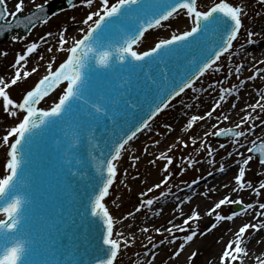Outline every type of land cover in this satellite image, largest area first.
Here are the masks:
<instances>
[{
  "label": "snow or ice",
  "instance_id": "obj_1",
  "mask_svg": "<svg viewBox=\"0 0 264 264\" xmlns=\"http://www.w3.org/2000/svg\"><path fill=\"white\" fill-rule=\"evenodd\" d=\"M51 2L28 0L33 7L26 12V0H16L12 10H9L8 0H0V37L8 34L12 44H20L23 49L16 53L10 64V73L0 75V111L12 121L4 129V135L0 136V144L7 146V161L0 172V238L3 239L0 264H37L32 256L38 241L29 225L34 193L26 186L23 174L31 160L34 139L57 126L61 127L63 135L55 140V151L65 166L67 177L72 181L85 182L87 206L84 211L91 224L99 223L101 232L99 242L90 246L91 250L86 249L81 253L77 246L69 245L61 251L65 259L40 264H119L118 257L138 240L131 231L133 225L130 218L145 209H153L169 197L177 200L174 211L178 213L177 218H183L182 224L169 219V226L154 227V232L161 238L156 241L152 235L145 237V264H155L162 246H172L167 259L172 264H179V258L196 239L212 233L222 222H235L245 217L246 222L235 228L229 227L231 236L226 242L223 236L219 238L217 243L223 242V246L208 264H264V235L258 237V234L264 233V170L256 171L255 181L249 176L253 172V164L264 169V90L257 87L250 94L255 96L254 102L245 103L236 113L239 118L234 123L230 114H222V119L221 115H216V123L211 124L210 130L205 128L199 137L192 134L194 128L199 126L198 122L207 123L213 119L222 103L231 97L239 98L241 89L249 82L264 81V59L253 56L249 64L240 61L233 68H226L225 64L220 63L222 59L231 61L233 57L243 54L236 50V44L243 50L259 42L254 37L260 33L247 29L245 25L249 12L244 0H211L210 3L208 0H65V6L49 11ZM206 3L207 7L204 6ZM258 3L264 8V0H258ZM80 7L88 11L79 22L77 34L71 36L70 40L69 29L63 27L55 37V43L50 39L53 37L50 30L38 39H28L37 28L46 27L61 12ZM255 15L260 16L261 12L255 11ZM180 16L187 20V30L176 29L166 38L158 39L147 50L140 49L146 33L171 28V21ZM71 19L76 20V17ZM16 28L26 30L25 34H17ZM210 30L218 36L215 49L205 51L199 63L190 61V64L196 63L194 70L169 72L166 57L180 56L186 48L198 46L197 37ZM242 34L246 35L247 40L239 43ZM44 46H47L46 51L50 54L47 58L41 53ZM8 55V50H0V58L6 59ZM58 55H62L59 62ZM156 64L164 66V75L160 80L151 75L152 67ZM141 72L148 77L153 94L163 95L159 103L151 108L147 118H140L126 128L128 121L124 116L135 119V110L140 106V101L128 100L126 108L121 110L118 100H111L95 87V79L105 77L115 80L119 88L127 90L133 86V77ZM221 72H224L223 79L213 80L205 88L196 87L197 82L203 83L202 78ZM244 72L251 74L243 77ZM232 77L237 78L238 83L225 86V81ZM29 80L32 83L22 95H13L14 89L27 84ZM189 90L194 94L211 90L219 95L203 115L189 116L185 112L189 118L183 131L189 134L188 139L178 137L158 154L149 153L148 145L143 147L142 152L152 157L148 160L150 165L155 167L162 162V179L139 193L142 199L134 211L119 219L114 217L108 198L118 177L128 175V169L122 171L120 168L122 160L127 156L132 161L130 166L136 168L141 156L135 154L133 142L141 134L152 133L153 121L165 110L174 107L173 101L177 98L186 109L196 107L192 103L185 104L183 96ZM123 94L127 95V91ZM193 99L200 101L201 97L195 95ZM231 108L236 109L237 104L232 103ZM81 112L86 121L79 118ZM101 121L105 123L103 129H100ZM225 122L231 126H221ZM162 127L166 133L175 131L171 124ZM208 137H224L226 142L213 147ZM161 143L160 139H156L151 146ZM190 147L195 155L186 154L180 158L174 155L176 150L183 151ZM85 150L90 158L89 167L94 164L92 172L84 169ZM96 150L99 151L94 154ZM221 150L226 151L221 156L223 162L217 168V156ZM202 154L203 159L200 158ZM177 159L179 164L175 163ZM201 164H208L220 174L235 169L231 180L222 185L227 192L203 212L214 221L203 230L199 227L203 218L199 206L190 208L189 212L184 211V206L193 200V196L181 199L171 185L174 167L179 168L183 175ZM138 175L132 179H137ZM207 175L214 173L209 171ZM201 179L205 177L182 183L192 189L193 185H199ZM119 182L124 183L123 180ZM176 187L183 191L179 185ZM215 191V188L208 189L202 195L209 197L210 192ZM242 194H247L251 199L246 200ZM111 203L115 204V201ZM162 211L161 208L160 213ZM160 213L154 212L153 215ZM125 221L129 223L125 224ZM118 224L128 231L117 229ZM152 230L147 226L138 229L140 233ZM253 239L256 240V250L250 247ZM78 255H88L90 259H78ZM197 261L198 251H191L186 257V264H196ZM136 264L140 262L137 260Z\"/></svg>",
  "mask_w": 264,
  "mask_h": 264
},
{
  "label": "rangeland",
  "instance_id": "obj_2",
  "mask_svg": "<svg viewBox=\"0 0 264 264\" xmlns=\"http://www.w3.org/2000/svg\"><path fill=\"white\" fill-rule=\"evenodd\" d=\"M16 0H8L10 10L13 9V6L15 4ZM211 0H208V3H210ZM244 2L248 5V8L246 9L249 12V18L245 20V25L247 29L253 30L256 32H259L260 35L258 37H254V39H257L259 42L255 44L254 46H247L246 48H253L256 49L257 46L261 43L264 42V8H261V6L258 3V0H244ZM36 3H43V0H36ZM208 3H206L204 6L207 7ZM27 4V9H31L33 6L31 4H28V0H26ZM88 11L87 8L80 7L75 10H69L66 12H61L57 17L53 18V20L46 26V27H39L37 28L31 36H29V40H34L38 39V37L42 34H44L46 31H52L53 32V37L50 38L53 43H55V37L59 35V30L61 27L69 29L68 32V37L69 40L71 39V36L77 34V29L80 26V21L84 18L86 12ZM255 11H260L261 15L256 16ZM75 16L76 20H72L71 18ZM171 28H165V29H156V30H151L149 37L146 38L145 40L142 41L140 45V49L144 50L146 48L154 46V44L158 41V39L166 38L172 31L176 29H181V30H187L188 23L187 20L183 17L180 16L176 18L175 20L171 21ZM247 40L246 35L241 36L239 43H244ZM46 47L41 49V53L45 55L47 58L50 54L47 53ZM236 50L239 52H242L245 50H241L238 47V44L235 45ZM8 50L9 55L8 57L5 58H0V75L9 72L10 73V64L14 61L15 55L17 52L22 51V46L20 44H15L13 45L11 40H8L2 44H0V50ZM251 50V51H253ZM250 53V51H249ZM260 53V52H259ZM256 57V59H264V52L260 54H255L253 55ZM249 55H239L233 57L231 61H225L222 59L220 63L225 64L226 68H233L234 65L237 62L243 61L246 65L249 64V62L252 60V57ZM58 62L60 59H62V55L57 56ZM42 63V62H41ZM31 66V65H29ZM43 71V69H41ZM250 72H244L243 77H246L250 75ZM224 77V72L214 74L211 76H206L202 78L203 83L201 84L200 82H197L196 87L198 89L200 88H205L209 83H211L213 80L216 79H223ZM242 77V78H243ZM32 83V80H29L27 84H21L19 88L14 89L13 95L15 96H20L23 94L24 90L28 85ZM238 83L237 78L232 77L229 81H225V86H230L231 84H236ZM259 87L261 90H264V81H257V82H249L248 85H246L243 89H241L239 98H244L247 95H250L254 92V90ZM195 95H199L201 97L200 101H195L193 97ZM218 92H213L209 90L208 92H198V93H192L190 90L187 95L183 96V99L185 101V104L192 103L195 104L196 107L193 109H186L184 105L179 103L180 98H177V100L173 101L174 107H170L169 109L165 110L164 113L160 114L155 121L152 123V127H154L152 133H145L140 135L138 139H136L133 142V147L135 150H141L143 149L144 146L148 145L149 150L153 151L154 147H152V141L156 139H160L162 141L161 144L162 146H155L158 148V150H164L169 146L170 144L174 143L178 137H183L184 139H188L189 134H185L183 129L186 126V121L189 118L190 115L192 114H201L203 115L205 111L210 110L213 102L218 99ZM249 98L245 97L244 99ZM249 102H254L255 96L250 95V98L248 99ZM237 98L236 97H231L228 99L226 103H222V107L217 110V113L214 114V117L212 120L208 121L207 123L205 122H198V125L201 127H207L210 130V126L212 123H216L215 116L216 115H221L222 113L230 112L231 104L236 103ZM185 112H188L189 116H185ZM243 115V113H241ZM184 121V126L182 127L181 131H179L177 134V137H173L172 140L166 141L164 140V137L162 133H165V129L162 127L164 124H171L172 126L175 125V123L178 120ZM12 121L10 118L6 117L2 111H0V136L4 135V129L9 127L11 125ZM234 123V122H233ZM177 126L179 124L177 123ZM197 126V127H199ZM224 127L231 126L230 123H224ZM194 128V133L196 128ZM204 130V128H203ZM156 133H160L161 135H157ZM192 133V134H194ZM196 134V133H195ZM198 135V134H197ZM209 143L212 144L213 147H217L219 143H225L226 140H216L215 137H208L207 138ZM146 140V141H145ZM230 150V149H229ZM226 150H221L220 155L217 156V162H220L221 156L225 154ZM142 154V153H141ZM186 154H192L195 155L194 150L190 147L189 149H185L183 151L181 150H176L174 155L177 158L183 157ZM152 157L149 155L148 158L143 156L141 157V163L142 165L138 166V168L135 170V173H130L128 172L127 176L121 175L118 177V182L113 186V189L110 191V196L108 198L110 205H112L111 201L113 200H118V206L116 208L111 207L110 209L112 211V214L116 218H121L125 216L132 207H136L140 199H142L139 196V193L142 191H146V187L150 185V181H146V177L151 180L153 183L159 182L160 179H162V162H158L157 166H152L148 163V160L151 159ZM203 159V154L200 157ZM7 161V146H4L0 144V172L4 170V166ZM127 162V161H126ZM223 162V161H222ZM122 163V162H121ZM124 163V162H123ZM128 163V162H127ZM176 164H179L180 161L177 159L175 161ZM230 163V161H229ZM217 168L219 165L216 166ZM253 169L255 171L253 174H249L250 178L253 179L254 181L257 179L255 173L257 170H264L260 169L258 165L253 164ZM126 169L124 166L121 168ZM198 169V170H197ZM208 171H216V169L210 167L208 164H201L197 165L196 168H190L188 171L184 172L183 175L180 173V169L174 167L173 172L175 173L171 185L173 186V191L176 193H179L178 197L181 199L186 198L187 196L182 193L184 190H186L187 187L182 183V181L186 182H191L193 179L198 178V177H205V173ZM137 173L139 174V178L137 179H132L133 176H137ZM235 174V173H234ZM233 173L230 174L231 176L234 175ZM123 180L124 183H120L119 181ZM202 180V179H201ZM204 181V180H203ZM222 182L220 181L218 184L219 186L218 190L215 192H210L209 197H204L202 193L204 191H207L208 188L202 187L199 190V195L196 197L195 200L191 201L189 204H186L184 206L185 212H189L190 208L196 207L197 205L199 206V210H201L202 215L205 209L211 206V204L215 201L218 200L219 198H222V196L227 192L226 189L222 187ZM127 185V192L125 193L123 188ZM179 185L180 188L183 189V191H180L176 186ZM200 185V184H199ZM130 189V190H129ZM188 189V188H187ZM159 190H157L158 192ZM245 196L246 200H250L251 197H248L247 194H242ZM235 198V195H234ZM122 199V200H121ZM121 200V201H120ZM177 204L174 201V203L170 202L166 205H160V208L164 209L166 211V216L161 218L162 222H167L170 218H173L177 212L174 211L175 205ZM148 210V209H145ZM143 210L141 214L145 211ZM227 212L228 210L225 209ZM140 214V215H141ZM139 215V217H140ZM247 217H245L244 220L237 219L235 222H228V223H221V225L214 230L212 233H209L207 236H201L198 239H196L193 243L191 248H188L182 257L179 258V264H186V257L190 255L191 251H198V261L196 264H204L205 262L209 261L212 257H214L222 248L223 242L217 243L219 238L223 236L224 242L228 240V238L231 236V232L228 231L229 227L235 228L242 224L243 222H246ZM177 223L182 224V218L176 220ZM214 222L212 218H209L206 215H203L202 220L199 222V227L201 230L207 228L210 226V224ZM167 226V225H166ZM165 226V227H166ZM153 230L150 231L149 233H145L142 235L140 238H138L137 243L133 245L131 248L126 250L120 257H118L119 264H130L134 262L135 258L138 254L139 258L141 259V263L145 264L146 257L143 255V252L145 251L144 245L147 244V240L145 237L147 235H152L156 241H158L161 237L159 234L154 232ZM167 235V233H165ZM178 236H182L181 233H177ZM150 247V245H149ZM172 249V246H169L167 248L161 247L159 256L157 257V260L155 261V264H172L171 261H168V255Z\"/></svg>",
  "mask_w": 264,
  "mask_h": 264
},
{
  "label": "water",
  "instance_id": "obj_3",
  "mask_svg": "<svg viewBox=\"0 0 264 264\" xmlns=\"http://www.w3.org/2000/svg\"><path fill=\"white\" fill-rule=\"evenodd\" d=\"M59 8V3H57L56 8H52L50 5L49 11ZM15 31L24 35L26 30L16 28ZM8 38L9 35L6 34L0 37V42ZM211 39H213L212 35L197 37L198 45L205 44V46L202 48L196 63L201 61L205 51L211 52L215 49L218 39L212 43ZM209 43L211 44L209 45ZM191 49L193 47L186 48L184 54L191 53ZM181 57L180 55L173 57V59L177 60ZM170 61L171 59L168 62ZM196 63L187 69L194 70ZM179 68L182 66L179 65ZM157 69H159V64L154 65L151 70V75L155 79L164 75V68H162L159 74L161 77L156 76ZM95 87L108 95L111 100H118V107L121 110L126 108L128 100L140 101V106L135 110V119L132 116H124V119L128 121V124L125 125L126 128L131 127L140 118H147L151 108L159 103L163 95L153 94L150 90L149 79L143 72L133 77V86L127 90L119 88L115 80L105 77H97ZM125 91H127V95L123 94ZM79 118L82 121L87 120L82 112L79 113ZM104 127L105 123L101 121L100 129ZM62 135L61 127L57 126L37 136L32 145L31 160L23 174L26 186L34 193V200L29 213V225L33 236L38 241L33 254L37 263L65 259L66 257L61 255V251L69 245L77 246L81 253L86 249L91 250L90 246L99 242L101 232L99 223L91 224L88 214L84 211L87 206L85 182L72 181L67 177L65 166L62 165L60 157L55 151V140ZM98 151L96 150L94 154ZM83 155L86 159L84 169L89 172L94 171V164L92 167L88 165L90 158L87 155V150L84 151ZM77 258L90 259L88 255H78Z\"/></svg>",
  "mask_w": 264,
  "mask_h": 264
},
{
  "label": "bare ground",
  "instance_id": "obj_4",
  "mask_svg": "<svg viewBox=\"0 0 264 264\" xmlns=\"http://www.w3.org/2000/svg\"><path fill=\"white\" fill-rule=\"evenodd\" d=\"M152 32V31H151ZM151 32H148V33H146V35H145V37H144V39L143 40H145L146 38H150L149 37V34L151 33ZM251 50H253V48H247V49H245L244 51H243V56H245V55H249L250 54V56H253V55H255V54H260V53H262V52H264V42L263 43H261V44H259L258 45V48H256V49H254L253 51H251ZM249 51H250V53H249ZM260 52V53H259ZM246 102H249V100L248 99H243V100H238V102L236 103L237 104V108L236 109H231L230 110V112H226L225 114H230L231 116H232V122H235V121H237L238 120V116H237V112H239L240 111V109L241 108H243L244 107V105H245V103ZM242 113V112H241ZM240 113V114H241ZM242 115V114H241ZM221 119H222V116H221ZM177 123L179 124V126H177ZM226 123H229V122H226ZM184 121H182L181 119L180 120H178L176 123H175V125L173 126V128L175 129V131L174 132H172V133H166V131H165V133H162V135H163V137H164V140L166 139V141H168V140H172V138L173 137H177L178 136V132L179 131H181V129H182V127L184 126ZM154 128V127H153ZM203 128L205 129V128H207V127H201V126H199V127H197L196 128V130H195V135L197 136V137H199V136H201L202 135V133H203ZM154 130V129H153ZM198 134V135H197ZM146 141V140H145ZM163 144H161V145H159V147L160 146H162ZM134 148V147H133ZM159 151L160 150H158V148L157 147H154V150L153 151H151V150H149V153H156V154H158L159 153ZM142 153V154H141ZM135 154L136 155H140L141 157H143V156H145V157H147L148 158V156L149 155H145L143 152H142V149L141 150H135ZM128 163H127V162ZM124 162V163H123ZM220 162H222L221 160H220ZM220 162H217V165H219V163ZM132 164V161L131 160H129L128 158H127V156L124 158V160H122V163L120 164V168H122L123 166L126 168V169H128V172H130V173H135V170L138 168V166H140V165H142L143 163H141V160L139 161V162H137V166H136V168H132L130 165ZM209 172V171H208ZM213 173H214V175H212V176H208L207 175V173H206V177H207V179L205 180V182L201 185V186H199V187H196V186H194V187H192V189H189V190H187V191H185V195L186 196H189V195H192L193 196V200H195L196 199V197L199 195V190H200V188L201 187H205V188H208V189H212V188H215V189H217L218 190V188H219V186H221V184L219 185L218 183L220 182V181H223L222 182V184H224V183H226V182H228V181H230L231 180V178H232V176L230 175V174H234L235 173V169L233 168V169H231L230 171H228L226 174H220L218 171H212ZM138 178H139V176H138ZM145 179H146V181H150V185L149 186H151L152 184H154L151 180H149L147 177H146V175H145ZM148 186V187H149ZM146 189H147V187H146ZM123 190H124V192L126 193L127 192V188L126 187H124L123 188ZM122 200V199H121ZM120 200V201H121ZM192 200V201H193ZM115 201V204H112L111 206H110V209H112L111 207H113V208H116L117 207V205H118V203H119V201L116 199V200H114ZM174 201H175V198H173V197H169L168 198V200L167 201H161L159 204H157V205H155L154 207H153V209H151V210H145L142 214L141 213H139V214H137L135 217H133V218H130V222L132 223V225H133V228L131 229V231L135 234V235H137V237L138 238H140L142 235H144L145 233H140L139 231H138V229L140 228V227H143V226H147V227H150V228H154V227H158V226H169L168 224H167V222L165 221V222H162L161 221V218L162 217H165V215H166V211L165 210H163L162 211V213H160V205L161 204H166V203H169V202H172V203H174ZM134 209H135V207L133 206L132 207V209H130V211H134ZM184 211H185V209H184ZM160 213L159 215H153V213ZM141 214V215H140ZM127 215V214H126ZM139 215H140V217H139ZM178 217V213L173 217V218H170V219H173L176 223H177V219H181V218H177ZM183 219V218H182ZM125 224H127V223H129V221H125L124 222ZM179 224V223H178ZM117 229H122V230H124V231H128V229H126V228H124L123 227V225H117ZM260 235H264V233H261V234H258V237L260 236ZM257 237V238H258ZM250 247H252L253 248V250H256V240L255 239H253L252 240V242H251V245H250ZM219 253V252H218ZM217 253V254H218ZM139 261L140 262V264H142L141 263V259L139 258V256L137 255L136 256V258H135V260H134V262H132V263H130V264H136V261ZM127 264V263H126ZM129 264V263H128ZM204 264H208V261L207 262H205Z\"/></svg>",
  "mask_w": 264,
  "mask_h": 264
}]
</instances>
